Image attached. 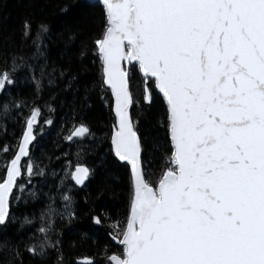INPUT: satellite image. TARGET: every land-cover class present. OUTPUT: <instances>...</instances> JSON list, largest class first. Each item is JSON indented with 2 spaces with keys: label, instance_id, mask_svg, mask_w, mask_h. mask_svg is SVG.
I'll list each match as a JSON object with an SVG mask.
<instances>
[{
  "label": "snow or ice",
  "instance_id": "1",
  "mask_svg": "<svg viewBox=\"0 0 264 264\" xmlns=\"http://www.w3.org/2000/svg\"><path fill=\"white\" fill-rule=\"evenodd\" d=\"M103 12L94 44L115 116L111 152L131 173L126 222L114 225L123 251L107 264H264V0H103ZM29 29L26 22V35ZM134 72L143 78V99L151 102L155 89L166 106L171 155L155 182L130 114ZM14 83L0 71V93ZM40 115L30 109L0 175V225L8 223L16 189L25 190L19 178L27 174L30 183L44 174L30 147ZM90 134L79 123L66 139ZM68 174L83 184L89 170L78 163ZM63 200L67 210L71 197ZM50 216L42 214L40 238L24 244L29 255L55 247ZM57 259L63 264L62 254Z\"/></svg>",
  "mask_w": 264,
  "mask_h": 264
},
{
  "label": "trees",
  "instance_id": "2",
  "mask_svg": "<svg viewBox=\"0 0 264 264\" xmlns=\"http://www.w3.org/2000/svg\"><path fill=\"white\" fill-rule=\"evenodd\" d=\"M104 27L100 1L0 0V71L7 69L15 81L0 93V146L10 149L7 155L0 151V175L32 107H39L41 115L31 158L44 170L30 183L28 176L19 178L25 190L16 189L8 223L0 225V264H59L58 254L63 264H78L84 257L107 264L108 255L123 251L114 225L123 228L126 222L131 173L111 152L115 116L111 93L102 85L94 44ZM131 88L135 98L131 117L142 141L147 178L155 182L171 155L166 106L155 89L151 102L143 99L139 72L133 73ZM17 102L20 107L14 106ZM4 104L9 105L7 111ZM79 123L87 125L91 134L67 140ZM78 163L90 170L84 187H78L68 174ZM64 193L71 197L67 210ZM48 212L53 222L49 239L55 247L42 256H31L23 251L24 244L40 238L37 229L42 226V214ZM25 216L31 224H24ZM93 216L101 217V224ZM17 249L22 253L19 257Z\"/></svg>",
  "mask_w": 264,
  "mask_h": 264
},
{
  "label": "water",
  "instance_id": "3",
  "mask_svg": "<svg viewBox=\"0 0 264 264\" xmlns=\"http://www.w3.org/2000/svg\"><path fill=\"white\" fill-rule=\"evenodd\" d=\"M88 1H90V2H98V1H100L102 4H103V0H88ZM159 93V92H158ZM160 94V93H159ZM161 95V94H160ZM162 96V95H161ZM131 109H132V106H130V114H131ZM139 135V134H138ZM140 136V135H139ZM33 143V142H32ZM31 143V144H32ZM31 146V145H30ZM84 167H86L85 165H83ZM87 169H88V167H86ZM75 170V169H74ZM89 170V169H88ZM89 176H90V170H89V175L85 178V181H84V183L83 184H76V182H75V180L73 179V181L75 182V184L78 186V187H84L85 186V184L87 183V181H88V178H89ZM116 242H119V240L118 239H116ZM78 264H87V262L86 261H84V258L83 259H80V260H78Z\"/></svg>",
  "mask_w": 264,
  "mask_h": 264
},
{
  "label": "rangeland",
  "instance_id": "4",
  "mask_svg": "<svg viewBox=\"0 0 264 264\" xmlns=\"http://www.w3.org/2000/svg\"><path fill=\"white\" fill-rule=\"evenodd\" d=\"M25 164H27V160L24 161ZM25 176H28L27 174H25ZM24 177V176H23Z\"/></svg>",
  "mask_w": 264,
  "mask_h": 264
}]
</instances>
